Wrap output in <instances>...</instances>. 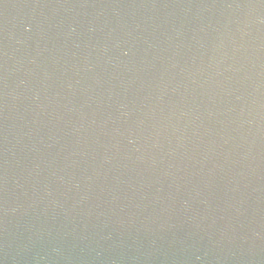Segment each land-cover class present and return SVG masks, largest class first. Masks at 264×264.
<instances>
[{
	"label": "water",
	"instance_id": "95a60500",
	"mask_svg": "<svg viewBox=\"0 0 264 264\" xmlns=\"http://www.w3.org/2000/svg\"><path fill=\"white\" fill-rule=\"evenodd\" d=\"M0 264H264V0H0Z\"/></svg>",
	"mask_w": 264,
	"mask_h": 264
}]
</instances>
